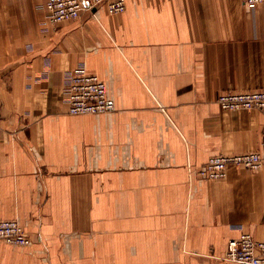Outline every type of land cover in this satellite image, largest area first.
<instances>
[{"label": "crops", "instance_id": "obj_1", "mask_svg": "<svg viewBox=\"0 0 264 264\" xmlns=\"http://www.w3.org/2000/svg\"><path fill=\"white\" fill-rule=\"evenodd\" d=\"M47 0H0V264H230L231 240L264 242V168L213 156L263 149L264 115L225 111L227 92L264 89V5L126 0L50 23ZM78 68L116 110L69 113Z\"/></svg>", "mask_w": 264, "mask_h": 264}, {"label": "built area", "instance_id": "obj_2", "mask_svg": "<svg viewBox=\"0 0 264 264\" xmlns=\"http://www.w3.org/2000/svg\"><path fill=\"white\" fill-rule=\"evenodd\" d=\"M108 3L110 14H122L126 0H47L46 12L53 25L79 20L85 10ZM246 5L255 9L264 5V0H245ZM69 113L74 116L107 114L116 110L115 101L108 95V87L97 75L85 68H78L71 76L67 93ZM217 103L225 111H258L264 115V89L251 92H227L221 94ZM0 116V137L4 134ZM263 149L239 155H217L210 158L199 174L210 181L227 178L230 167L245 168L258 172L264 168ZM0 240L19 247H29L32 240L18 220L0 222ZM226 260L230 264H264V242L256 240L251 233L231 240Z\"/></svg>", "mask_w": 264, "mask_h": 264}]
</instances>
